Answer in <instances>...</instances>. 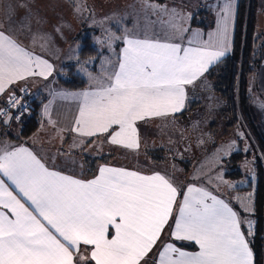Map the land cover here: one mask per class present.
I'll return each instance as SVG.
<instances>
[{
  "label": "snow or ice",
  "instance_id": "obj_1",
  "mask_svg": "<svg viewBox=\"0 0 264 264\" xmlns=\"http://www.w3.org/2000/svg\"><path fill=\"white\" fill-rule=\"evenodd\" d=\"M72 2L77 16L93 14L85 0ZM142 4L146 12L168 16L162 21L164 38L125 35L118 62L97 87L61 94L80 100L71 128L76 134L72 147L83 150L95 142L91 138H102L111 145L138 150L140 123L175 118L185 108L186 86L194 84L230 49L234 0H224L217 31L210 33L207 41H201V33L193 31L187 46L175 42L185 39L183 33L189 31L181 23L183 17L150 0H142ZM16 7L26 10L22 17L16 16ZM34 18L40 23L30 0H20L7 7V27L0 21V94L28 77L47 80L53 73V64L21 39L23 36L33 45L39 42L42 50L51 44L50 34L33 31ZM120 39L107 31L103 41L97 38L95 42L111 48L112 42ZM8 103L19 105V114L11 119L20 120L26 106L14 90ZM44 111L55 128L49 105ZM6 114L0 111V116ZM232 148L229 145V150ZM215 163L219 165V158ZM252 210L250 206L244 209ZM166 227L171 229V241L191 242L198 251L165 242ZM252 234L251 222L242 220L225 200L191 185L181 193L165 174L104 165L94 178L83 180L50 169L24 146H0V264H148L149 260L153 264H254L248 239ZM82 245L88 246V256L82 253Z\"/></svg>",
  "mask_w": 264,
  "mask_h": 264
},
{
  "label": "rangeland",
  "instance_id": "obj_2",
  "mask_svg": "<svg viewBox=\"0 0 264 264\" xmlns=\"http://www.w3.org/2000/svg\"><path fill=\"white\" fill-rule=\"evenodd\" d=\"M166 1L169 3L164 4L163 7L169 12L175 10L179 16L183 17L181 23L184 27H186L184 23L187 19V13L179 11L178 7L187 11L199 12L201 10L210 11L214 6L213 3H208L207 0ZM160 2L150 0V3L155 5H159ZM137 4L138 0H93L91 3L89 8L93 14H88L91 24L89 20L87 28L83 32L92 35L94 45L101 53V58L100 60L88 59L84 61L81 70L78 71L81 76L87 79L89 84L94 77L106 76L113 70L114 60L118 54L117 48H122V38L125 35L135 34L138 37L147 35L149 38L153 36L164 38L162 21L168 20V16L162 14L158 17L152 14L151 11L146 12L142 0L139 2V6ZM172 5H175L176 8ZM117 20L121 22L117 24ZM107 31L121 37L120 40L112 42L111 48L106 43L95 42L97 38L103 41ZM173 35L179 37L181 34L173 33ZM179 40L176 39L175 42H179ZM94 67H97L96 71H91L90 69ZM84 68L87 69L86 72L83 70ZM208 81L207 79L201 81L198 88L202 87L201 90L204 92L209 88H213L212 84L208 85ZM218 99L220 104H218ZM192 100H190V104H192ZM194 101L198 102L199 106L186 113V115L176 117L177 119L165 118L150 121L148 124L140 123V148L134 153L121 148L127 154L122 157V153L106 141H104V144H102V141H95L92 150L88 153L89 158L95 161L102 156L105 158L110 156L113 160L107 162L124 166H135L139 163V160L148 161L152 159L161 163L160 169L170 164L169 170L180 171L179 175L187 173L188 179H191L188 182L201 181L203 185L209 186L211 190L225 192L222 196H227L229 200L227 202L236 208L242 220L246 219L251 222L253 230L255 226V189L245 192L237 190L238 188L247 187L251 184V181H253L252 184L255 182L253 169L255 157L246 159L237 167L244 172V175L242 178L228 181L231 189H221L225 174L220 175L211 166L216 164L215 160L217 158L220 160L218 166H227L225 161L229 160L232 155L241 151L246 152L245 149L247 151L254 149V137L256 138V134L264 133V104H261L258 109H254L253 103H251L249 109L252 113L254 112L251 116V118L253 117L252 120L249 123H244L243 127L237 126L235 129L226 132L228 121L225 118L223 119L221 114V110L225 108L222 99L215 94L213 96L204 94L195 98ZM188 107L189 104H186L185 109ZM22 118L20 120L13 119L8 129L4 130L1 127L0 132L6 134L7 131V134L11 133L12 136L19 137ZM1 123L0 120V125ZM211 125L212 127H210ZM229 145L233 146L231 150H229ZM226 151L229 152L228 155H224ZM99 164V162H96L95 167ZM176 180L182 185L180 191L183 193L186 190V185L183 184L185 181L179 178H176ZM249 201H251L250 205ZM248 206L253 209L251 212L244 211L245 207ZM243 227L247 230V225ZM148 264H153V260H149Z\"/></svg>",
  "mask_w": 264,
  "mask_h": 264
},
{
  "label": "crops",
  "instance_id": "obj_3",
  "mask_svg": "<svg viewBox=\"0 0 264 264\" xmlns=\"http://www.w3.org/2000/svg\"><path fill=\"white\" fill-rule=\"evenodd\" d=\"M140 1L141 0H138V4H137L138 6ZM207 1L208 3L214 4L213 8L210 11L201 10V11H206L208 14L210 13L209 15L213 17L214 26L208 30H205L200 26L190 25L191 17L189 18L188 14L190 13L192 16V14L197 12L191 10L187 11L184 8L178 7L179 11L187 13V19L184 24H186V27L189 29L187 33H184L185 39L179 40L178 43H181L183 46H187V38L191 37V33L193 31H199L201 33L200 36L201 41H207L209 34L217 31V21L220 14V8L223 5L224 0H207ZM19 2L20 0H0V21L5 22V27H7L5 20V13L8 5L12 4L13 6H16L19 4ZM85 2L87 6L90 7L93 0H85ZM168 3H169L168 1L164 0L158 4L160 6H163L164 4H168ZM234 3H235L236 14L232 27L230 29V35H229L230 49L229 51L226 52L225 56L222 57L219 62L210 66L209 70L205 72L204 75L200 77L197 81H195L194 84L186 86L187 98L185 101V108H186V104H190V100H192V98H193L192 101H194L195 98L203 96L204 94L212 95V96L214 95L212 91L213 88H209L204 92L201 90L202 87L198 88V86L201 81H204V77L207 75V73L213 67H215L220 62H222L232 52L239 0H234ZM172 6L176 8L175 5ZM30 7L32 12L35 14V17L40 20V23H37L36 19L35 18L33 19L32 21L33 31L38 30L40 33L50 34L53 37V40L46 50H42L41 47L39 46V42L33 45L28 39H25L23 36L21 37V39L25 44V46L30 50H32L36 55H39L42 58L47 59L50 63H52L54 66V70L52 75L49 76L47 80L39 76H31L28 77L26 80L18 81L13 85L7 86L5 93L0 94V111L6 105L9 95L13 90L15 94H19L20 89L24 88L30 91L32 99L38 97L43 99L45 98L44 104L42 106V123L39 130L33 136H31L30 138L24 141H18L16 139L6 137L7 135V131H6V134H3V136L0 137V146L7 145L10 148L24 146L29 150L33 151L34 154H36L39 158H41L42 162H44L50 169H55L57 171L62 172L63 174L72 175L78 179L90 180L94 178L98 174V169L104 165L110 167H116V168H124L126 170L137 171L143 174H152L155 172H159L161 174H165L171 177L174 183L179 187V189L180 187H182V185L179 184L176 178L185 181V183H183L184 185H186L185 189L189 185L204 188L209 192H211L213 195H216L218 198H221L226 202L229 201L227 196L225 197L222 196V194L223 193L225 194V192H222L221 190H211L209 186L206 187L201 183V181L188 182L191 179H188L187 173H184L183 175H179L180 171L169 170L170 164L160 169L161 163L149 158L148 161L139 160L138 161L139 163L136 164L135 166H124L121 164H114L112 162H107L109 160H113L109 156L106 157L107 158L106 161L99 160L98 162L100 164L94 167L93 170H91V168H88L87 166V163L89 161L88 153L92 150V146L94 145V143L87 144L83 150L80 147H72L74 143L73 138L76 136V134L71 132V128L78 114L80 100L74 96H66L61 94L80 93V92L92 90L95 87H97L99 83L107 75L98 78L94 77V79L91 80L92 82L88 85V88L78 89V90H67L58 87L54 82V77L59 72V70L63 65L68 63H74L77 61L78 52H79V45L77 44V38L81 35V33H83L84 29L87 28V23L90 20L88 15L89 13H85L83 16H77L76 14H74L72 0H30ZM25 11H26L25 9L16 7V16L22 17L25 14ZM90 24H91V20H90ZM57 28H59V31H57ZM258 32L262 36V47L260 48L262 61L260 62V66L256 69V71L249 80V92L252 97L251 103H253L252 106L254 109L255 108L258 109L261 106V104H264V1L263 0L260 1V12L258 16ZM121 46L123 48L125 45L122 44ZM122 48L121 49L117 48L118 54L114 60L115 64L118 62L120 58ZM210 84L211 83H208V85ZM219 102L220 101L218 99V104H220ZM45 105H49L50 118L56 122L55 128L48 123L49 115H45V111H44ZM182 112L176 113L175 119H177L176 117H178V115L181 114ZM253 113L251 112L250 116H252ZM9 114L12 113L9 112L3 119L5 120ZM13 116L14 115L12 114V117ZM167 118L172 119L173 117L169 116ZM60 129H63L64 131L59 132L58 135L57 133L58 130ZM77 139L80 138L77 137ZM84 139H89V138H84ZM91 139H93L94 141H102V144H104V140L102 138L101 139L91 138ZM111 146L116 147V149L122 153V157L127 155L124 153V151H122V149L124 148L115 145H111ZM124 150L132 151V153L136 151V150H127V149ZM179 164L181 165L180 161ZM211 168L213 170H216L218 173H220V175H222L223 173L225 174L226 172L225 166L223 167V166H218L216 164H212ZM224 178L225 179H223L224 181L221 186V189H231L228 185V181L230 179H227L225 175ZM181 200H182V196L178 197L177 205L174 207L173 210L174 216L178 213L179 203ZM229 205L233 207L234 210H236V208L233 205H231L230 203ZM169 224H172L171 220L169 221ZM170 231L171 229L166 227L165 232L162 235V239L165 242H174L175 244L181 243V244H177V246H180L184 250L189 252L198 251L197 246L191 242L171 241V238L168 235ZM251 236H248L249 240H251ZM186 246H190L193 248ZM87 247L88 246H83V245L81 246V251L85 256L89 255L87 251Z\"/></svg>",
  "mask_w": 264,
  "mask_h": 264
},
{
  "label": "trees",
  "instance_id": "obj_4",
  "mask_svg": "<svg viewBox=\"0 0 264 264\" xmlns=\"http://www.w3.org/2000/svg\"><path fill=\"white\" fill-rule=\"evenodd\" d=\"M259 12L260 0H239L232 52L204 77L213 85L214 94L223 101L225 108L221 110V114L223 119L225 118L228 121L226 132L235 129L237 126L243 127L244 123H249L252 120L249 109L252 102V97L249 93V80L262 61L260 50L262 47V36L258 32ZM209 14L206 11L192 14L190 25L200 26L205 30L212 28L214 21ZM77 44L79 45L77 61L63 65L54 77V82L62 89L78 90L88 88L87 79L78 73V69L88 59L100 60L101 58V53L94 45V38L90 33H81L77 38ZM96 69L97 67H94L90 70L96 71ZM44 101L45 98L32 99L31 110L23 115L19 137H14L10 133L6 137L24 141L33 136L42 123ZM197 106H199V103L193 101L178 117L186 115V113L194 110ZM1 121L0 129L1 127L4 130L8 129L3 123L4 119ZM12 121L13 119L10 125ZM0 136H3V133L0 132ZM254 143L255 147L252 151L237 152L229 160L225 161L227 165L225 166V177L227 179L242 178L244 172L237 167L242 162H245L246 159L255 157L253 164L255 182L252 184L253 181H251L250 185L238 188L237 191L245 192L255 189V227L252 230L250 247L254 254V264H264V133L256 134ZM88 159L90 162L88 161L87 166L91 170L94 169L96 162L99 160H107L105 157L95 161Z\"/></svg>",
  "mask_w": 264,
  "mask_h": 264
},
{
  "label": "built area",
  "instance_id": "obj_5",
  "mask_svg": "<svg viewBox=\"0 0 264 264\" xmlns=\"http://www.w3.org/2000/svg\"><path fill=\"white\" fill-rule=\"evenodd\" d=\"M15 95L20 97V103L26 106V110L23 111V115L28 113L32 107V104H31L32 98H31L30 91L28 89H25V91H20L19 94H15ZM18 109H19V105H17L16 107H12L7 101L6 105L3 107L1 111L7 114L11 112L15 116L19 114ZM6 115L0 116V119H3ZM23 115L21 117H23Z\"/></svg>",
  "mask_w": 264,
  "mask_h": 264
},
{
  "label": "water",
  "instance_id": "obj_6",
  "mask_svg": "<svg viewBox=\"0 0 264 264\" xmlns=\"http://www.w3.org/2000/svg\"><path fill=\"white\" fill-rule=\"evenodd\" d=\"M11 117H12V114H9L7 117H6V119L5 120H7L8 121V123L7 124H5L4 123V125L6 126V127H9V125H10V122H11Z\"/></svg>",
  "mask_w": 264,
  "mask_h": 264
}]
</instances>
